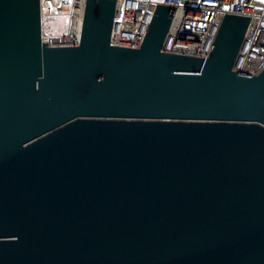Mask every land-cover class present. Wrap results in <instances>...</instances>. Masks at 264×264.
I'll return each instance as SVG.
<instances>
[{
    "label": "water",
    "instance_id": "95a60500",
    "mask_svg": "<svg viewBox=\"0 0 264 264\" xmlns=\"http://www.w3.org/2000/svg\"><path fill=\"white\" fill-rule=\"evenodd\" d=\"M110 44L86 0L78 45L42 42L41 0H0V264H264V68L233 69L250 17L205 58Z\"/></svg>",
    "mask_w": 264,
    "mask_h": 264
},
{
    "label": "built area",
    "instance_id": "2783aa9c",
    "mask_svg": "<svg viewBox=\"0 0 264 264\" xmlns=\"http://www.w3.org/2000/svg\"><path fill=\"white\" fill-rule=\"evenodd\" d=\"M68 5L67 25L63 31L44 32L41 40L49 47H69L79 43L86 0H55ZM45 6L41 0L42 20ZM53 4V5H52ZM156 5L174 8L162 51L170 54L205 58L212 46L224 14L250 17L245 40L233 69L256 74L264 68V0H116L110 44L138 48Z\"/></svg>",
    "mask_w": 264,
    "mask_h": 264
},
{
    "label": "rangeland",
    "instance_id": "374dc122",
    "mask_svg": "<svg viewBox=\"0 0 264 264\" xmlns=\"http://www.w3.org/2000/svg\"><path fill=\"white\" fill-rule=\"evenodd\" d=\"M45 6H48L49 0H42ZM54 7L49 9L45 8L44 10V19L42 20V29L44 32L49 31H63L66 28L67 20L65 13L68 11V5L56 3L53 0ZM52 4V5H53Z\"/></svg>",
    "mask_w": 264,
    "mask_h": 264
},
{
    "label": "bare ground",
    "instance_id": "6f19581e",
    "mask_svg": "<svg viewBox=\"0 0 264 264\" xmlns=\"http://www.w3.org/2000/svg\"><path fill=\"white\" fill-rule=\"evenodd\" d=\"M174 26V23L172 22V25L170 26L171 27V29H172V27ZM247 30H248V28H247Z\"/></svg>",
    "mask_w": 264,
    "mask_h": 264
}]
</instances>
